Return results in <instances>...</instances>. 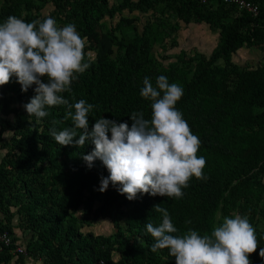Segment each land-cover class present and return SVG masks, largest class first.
I'll list each match as a JSON object with an SVG mask.
<instances>
[{"label":"trees","instance_id":"trees-1","mask_svg":"<svg viewBox=\"0 0 264 264\" xmlns=\"http://www.w3.org/2000/svg\"><path fill=\"white\" fill-rule=\"evenodd\" d=\"M159 1L173 4L183 22L202 21L217 29L218 42L208 57L193 49L182 50L162 65L149 52L158 22L146 24L138 36L125 40L112 29L99 28L101 18L117 9L109 8L107 0H52L64 20L75 24L86 38V49L94 53L89 69L72 82V93L62 95L73 104L83 99L95 105L90 129L101 116L131 126L133 112L151 119V101L140 95L144 77L155 87L157 77L166 76L170 84L184 89L176 108L201 140L197 155L206 159L207 179L192 177L179 200L144 194L130 201L111 184L101 193L100 178L108 175L107 169L99 160L89 169L81 158L94 145L60 146L49 134L53 120L61 122L55 126L57 131L73 126L71 118L65 119L66 108H47L49 115L36 123L22 107L35 94L33 89L22 92L13 78L0 86V137L10 128L12 144L0 158V208L15 205L33 238L23 253L14 254L11 264H24L25 256L40 255L41 264H175L167 249L150 251L154 239L146 224L162 222V214L153 208L157 204L168 210L179 230L174 235L180 236L189 228L201 236L210 235L220 225L217 212L246 216L259 241L257 251L249 256L251 264H264L258 257L264 247V227L257 226L258 219H264V66L245 68L231 60L242 46L258 49L264 57V0H250L258 5L256 16L217 0H137L136 6L143 11ZM40 8L31 0H0V23L10 15L32 22L36 17L28 12ZM218 59L221 63L215 64ZM79 206L81 214L111 220L115 231L108 235L82 232V220L74 214ZM125 206L128 211L121 224L117 212ZM10 215L0 220V231L10 232ZM188 220L192 223L186 224ZM12 256L8 248L1 249L0 264H10Z\"/></svg>","mask_w":264,"mask_h":264},{"label":"clouds","instance_id":"clouds-1","mask_svg":"<svg viewBox=\"0 0 264 264\" xmlns=\"http://www.w3.org/2000/svg\"><path fill=\"white\" fill-rule=\"evenodd\" d=\"M85 47L86 38L75 24L59 27L50 16L25 22L10 15L0 23V86L15 78L22 92L33 89L35 94L22 107L36 123L49 115L47 108H66L65 119L71 118L73 126L57 131L55 126L61 122L53 120L49 134L60 146L94 145L81 158L89 169L97 160L107 169L108 175L100 178L101 193L111 184L130 201L144 194L183 198V189L189 187L192 177L207 179L203 171L206 159L197 155L201 140L176 108L183 87L170 84L163 75L157 77L154 87L144 77L140 95L151 101V119H145L143 112H133L129 126L127 121L101 116L90 129L89 116L95 105L83 99L73 104L62 95L72 93V82L90 67ZM153 208L162 214L158 226L146 224L154 239L150 246L153 253L167 249L175 264H251L249 256L257 251L259 241L246 216L224 217L210 235L201 236L189 228L180 236L174 235L179 230L168 210L159 204ZM258 254L264 259V247Z\"/></svg>","mask_w":264,"mask_h":264},{"label":"rangeland","instance_id":"rangeland-1","mask_svg":"<svg viewBox=\"0 0 264 264\" xmlns=\"http://www.w3.org/2000/svg\"><path fill=\"white\" fill-rule=\"evenodd\" d=\"M23 1V0H22ZM41 5V8L37 11L31 9L28 13L35 15L36 20H40L43 16L52 14V18L57 21V25L62 27L68 23L64 20V17L60 10L56 9L52 0H31ZM137 0H107L108 7H116L112 15H104L100 20V30L105 31L112 29L113 33L117 37H122L125 40H131L135 36H138L143 27L150 22H158L160 27L155 34V39L150 45V54L157 59L162 65L173 61L175 56L182 50L193 49L196 52H200L208 57L212 50L215 48L218 42L217 29L208 27L205 22H183L180 20L176 12L173 10V4L169 5L163 1H159L152 7L139 10L136 6ZM215 1V0H213ZM24 13V11H23ZM87 45V42H86ZM171 45V46H170ZM247 51L248 49H254L249 47H240ZM86 53V61L92 60L94 53L88 49H84ZM231 60L238 66L245 68H255L257 66H264V57L259 58L250 54V56L234 51L231 55ZM221 60L215 61V64H220ZM15 107V105H12ZM10 124H13L12 115L7 116ZM11 135V129L6 128L0 137V158L2 155L11 149V142L9 141ZM264 180V177H263ZM4 210L0 208V220L4 222V216L10 215V220L7 223L10 230V236L14 244H18L20 247H25L26 242L33 238L31 237L32 231L28 228L25 219L22 214L16 211L15 205H9ZM128 211V207H122L117 212L119 217V223L122 224V219ZM79 219L82 220L80 230L82 232H91L93 234L108 235L115 231L112 221L108 218L93 217L92 213L87 215L81 214V206L77 207L75 213ZM237 215L236 211H232L229 215H222L220 212L216 214V220L223 223L224 217L234 218ZM84 221H89L85 223ZM259 228L264 227V219L259 218L257 222ZM13 256L9 263L11 264L15 258V253H11ZM42 255L31 257L25 256L24 264H41ZM116 253L112 254V258L116 259Z\"/></svg>","mask_w":264,"mask_h":264},{"label":"built area","instance_id":"built-area-1","mask_svg":"<svg viewBox=\"0 0 264 264\" xmlns=\"http://www.w3.org/2000/svg\"><path fill=\"white\" fill-rule=\"evenodd\" d=\"M202 3H205L206 0H200ZM223 4L232 5L237 12L244 11L251 16H256L258 13V5L253 3L250 0H217ZM14 245L13 248H10L11 245ZM3 248H8L11 253H23L24 248L20 247L18 244L12 242L10 234L6 230L0 231V250ZM258 257L262 259L259 254ZM97 264H104L102 261H98Z\"/></svg>","mask_w":264,"mask_h":264},{"label":"crops","instance_id":"crops-1","mask_svg":"<svg viewBox=\"0 0 264 264\" xmlns=\"http://www.w3.org/2000/svg\"><path fill=\"white\" fill-rule=\"evenodd\" d=\"M249 48H252V47H249ZM236 51L242 52L248 56H250V54L255 55V56H259V58H261L263 56V53L260 50L255 49V48L254 49H248L247 51H245L239 47L238 49H236Z\"/></svg>","mask_w":264,"mask_h":264}]
</instances>
